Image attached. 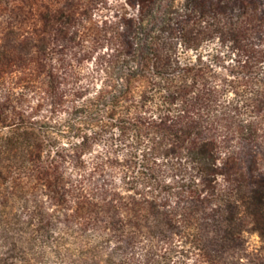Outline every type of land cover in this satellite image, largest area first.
I'll return each mask as SVG.
<instances>
[{
	"label": "trees",
	"instance_id": "16d2710c",
	"mask_svg": "<svg viewBox=\"0 0 264 264\" xmlns=\"http://www.w3.org/2000/svg\"><path fill=\"white\" fill-rule=\"evenodd\" d=\"M216 22L212 30L221 45L230 43L238 56L230 70L234 78L264 61V49L244 47L241 28L225 30ZM196 25L201 28L183 29L184 55L175 44L172 17H140L130 22L129 33L105 39L111 53L98 50V38L80 59H60L57 67L44 38L27 57L0 53V264H35L51 255L63 264L72 254L99 258L104 244L122 242L125 212L145 205L159 212L160 193L190 194L197 178L216 176L218 135L257 134L260 123L252 119L264 103L263 83L220 84L216 63L204 61L199 51L210 35ZM90 60H96L92 87L82 86L74 64ZM63 64L66 75L74 74L60 81L54 71ZM14 65L20 69L11 87L7 69ZM65 85L74 87L67 91ZM30 94L38 103L29 112L20 104ZM62 139L68 143L59 145ZM104 141L126 147V157L111 158L112 146L95 153ZM158 158L170 161L172 176L180 178L177 187L159 180L152 165ZM109 168L118 181L97 184L95 175ZM187 230L185 239L195 237ZM69 238L74 250L65 248Z\"/></svg>",
	"mask_w": 264,
	"mask_h": 264
},
{
	"label": "rangeland",
	"instance_id": "374dc122",
	"mask_svg": "<svg viewBox=\"0 0 264 264\" xmlns=\"http://www.w3.org/2000/svg\"><path fill=\"white\" fill-rule=\"evenodd\" d=\"M140 17H172L175 44L181 55H184L183 29L201 25V28L196 25L197 29L210 36L203 38L199 51L204 61L216 63L220 84L239 79L252 83L259 79L264 85V61L234 78L230 70L238 66V56L231 53L230 43L221 45L219 34L212 30L216 21L225 30L241 28L244 47L264 49V0H0V53L27 57L44 38L49 43L48 51L53 53L51 66L57 67L60 59L69 63L74 56L80 59L98 38L103 39L98 50L111 53L105 39L129 33L130 22ZM187 55L195 57L197 52L189 51ZM95 62L74 64L73 71L80 73L82 86L92 85ZM26 65L31 67L30 63ZM19 69L16 65L8 67L9 86L16 87L14 76ZM54 73L60 81L74 74L66 75L64 64ZM73 87L65 85L63 90L70 91ZM37 103L38 98L30 94L20 105L30 112V107ZM44 108L50 109L49 99ZM252 120L260 123L254 137L218 135L220 161L216 176L197 178L192 183L197 190L190 194L160 193L159 212H149L146 205L125 212L123 217L129 224L120 244H104L99 249L102 256L97 259H81L72 254L64 264H264V103ZM60 143L66 145L68 140L62 139ZM111 146L104 141L93 150L101 153L110 151ZM112 147L111 158L126 157V147ZM153 162L159 180L177 187L180 178L175 173L172 176L170 161L158 158ZM110 169L95 175V182L118 181ZM78 199L76 192L73 203ZM41 200L46 206L47 198ZM55 226L52 228L56 229ZM187 227H191L195 237L184 238ZM73 242L67 239L65 248L74 250L77 244ZM35 264L63 263L51 255L39 258Z\"/></svg>",
	"mask_w": 264,
	"mask_h": 264
}]
</instances>
